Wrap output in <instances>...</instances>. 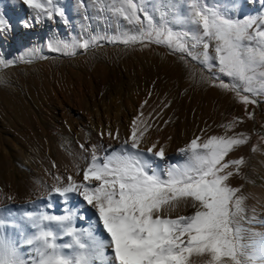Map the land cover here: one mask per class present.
<instances>
[{
    "label": "snow or ice",
    "instance_id": "obj_1",
    "mask_svg": "<svg viewBox=\"0 0 264 264\" xmlns=\"http://www.w3.org/2000/svg\"><path fill=\"white\" fill-rule=\"evenodd\" d=\"M83 2V0H81ZM101 11H110L135 27L121 37L110 38L124 44H152L168 47L228 78L217 85L234 92L239 102L255 104L253 98L264 95V16L231 18L202 0H190V12L184 19L196 31H174L161 17L158 25L146 8L147 0H93ZM35 18L65 17L55 0H23ZM67 23V19L65 18ZM31 27L29 21L22 22ZM10 23L0 14V33L10 30ZM83 40L72 44L49 43L52 51L88 49ZM187 63V60H185ZM5 63L0 60V64ZM11 64L12 61H8ZM216 79H219L218 77ZM145 101L141 105L143 109ZM167 107V105H165ZM149 113V118L152 117ZM158 115V114H157ZM251 118V113L248 114ZM141 111L133 118L129 134L108 131L113 143L79 145L85 155V167L77 165L78 181L56 174L48 190L47 208L52 195L67 203L76 193L94 209V228L77 229V211L64 215L47 211H25L20 220L35 231L27 234L16 219L6 220L0 210V264H257L264 262V240L242 243L245 231L239 223L244 218L241 187L232 186L230 178L240 173L243 157L229 158L230 153L248 141L245 133L233 135H195L178 149L181 160L161 168L156 161L166 160L165 147L159 141L144 147L153 127ZM168 122L165 121V124ZM241 121L234 118L226 126L233 129ZM105 135L101 133V137ZM56 167L55 162L52 165ZM12 199V197H8ZM192 209L190 214H176L177 209ZM9 217L15 213L9 211ZM83 218V217H81ZM19 230L22 244L5 227ZM102 230V234L98 231ZM64 236L69 241L59 243ZM28 246V252L21 251ZM251 247L252 251L247 249ZM193 257L198 258L194 260Z\"/></svg>",
    "mask_w": 264,
    "mask_h": 264
},
{
    "label": "rangeland",
    "instance_id": "obj_2",
    "mask_svg": "<svg viewBox=\"0 0 264 264\" xmlns=\"http://www.w3.org/2000/svg\"><path fill=\"white\" fill-rule=\"evenodd\" d=\"M19 1L23 3V0ZM236 2L237 0H232L227 5L225 0H202V3L218 8L231 18H243L251 14V17L259 20L264 16V0H252V4L245 3L242 11L235 8ZM55 3L65 12V17L55 16L52 19L56 32L49 38L44 35L30 43H25L14 36L10 38L11 33L21 31L18 21L12 20L9 22L10 30L5 31L9 43L7 47H0V60L5 62L0 64V174L5 187L1 189L2 195L6 196V200L10 195L6 184L10 163L17 181H20L24 169L23 158L27 156L35 161L39 157L35 149L38 148L39 141L46 138L41 132L42 129L49 139L63 145L65 149L75 148L77 137L60 130L50 121L46 102L53 97V93L61 97V91L67 90L69 86L84 91L88 80L95 81L99 86L98 94L106 98L116 97L118 92L116 83L122 85L123 90L120 92L122 100L129 92V83L145 89L151 96L155 92L153 97L158 99V105L154 115L156 119L153 118L151 121L155 128L186 127L190 137H193L199 128L200 132L205 130L207 135H228L236 127L248 122L247 132L245 131L248 136L247 143L233 151L239 154L233 159L243 156L245 163L241 166L240 173L230 178V182L233 183L232 186L241 187L243 196L251 188L264 186V95L253 97L256 100L255 104L245 105L239 102L234 92L213 86V81L217 85L221 79L228 82L227 77L215 70L203 68L190 58L181 59L180 53H173L166 46L155 43L124 44L111 40L112 37H121L127 31L119 26V21L110 11H101L100 6L94 4L93 0L87 1L88 8L84 6L85 13L82 15L90 21L80 29H76L75 13L77 15L78 12L73 11V3L66 0H55ZM189 5L190 0H158L153 12L149 13L158 25L163 15L168 21L167 26L174 31L192 33L196 30L184 19L190 12ZM22 6L28 7L25 4ZM92 7L96 10L95 14L92 13L95 16L89 10ZM29 10L34 14L31 8ZM178 15L187 22L186 27L174 21ZM40 19L49 22L47 17L42 16ZM93 38L95 42L86 50L76 48L52 51L48 47L49 43L72 44L76 41H92ZM8 61L12 63L8 64ZM143 67L147 70L159 67L163 74L159 77H150L148 80L139 71ZM217 77L219 79H216ZM64 109L81 125L85 136L88 137L89 132L81 123L75 107L64 105ZM234 118H238L241 123L231 130H226V126ZM37 119L40 122L39 126H36ZM165 121L168 123L165 124ZM35 134L38 135L37 138ZM248 146H250L248 154L242 155L239 150ZM51 154L55 157V152ZM36 168H39V164ZM57 198V195H52V201ZM38 201L41 202V199L26 202L23 206L7 203L1 206L0 210L8 214L13 208L37 211ZM79 201L82 202L81 199ZM256 207L255 209L247 207L244 218L239 221L241 227L245 229L241 236L242 243L246 245H248L246 237L253 222L250 214L258 212ZM22 227L27 231L32 229L24 222ZM4 231L8 234L7 229ZM14 238L20 244V239ZM247 251L250 252L249 248Z\"/></svg>",
    "mask_w": 264,
    "mask_h": 264
},
{
    "label": "bare ground",
    "instance_id": "obj_3",
    "mask_svg": "<svg viewBox=\"0 0 264 264\" xmlns=\"http://www.w3.org/2000/svg\"><path fill=\"white\" fill-rule=\"evenodd\" d=\"M66 1H71L73 3V11L78 12L77 15L75 13L76 29L85 27V24H88V22L90 21H88V18L82 17V15L85 13L84 6L88 8V0H83V2H81V0ZM225 1L227 5L232 2V0ZM245 3L252 4V0H237L235 8L238 11H242L244 9ZM22 4L24 3L20 2L19 0H0V14H2L8 22L17 20L19 27L21 28V31H18L15 34L11 33V35L9 36L10 38L14 36L19 38L21 41H24L25 43H30L37 41L39 37L42 38L44 35H47L49 38L53 32H56V28L55 26H53L54 21L52 19L50 20L47 18L49 22L41 19L37 20L35 18V15L29 10V8L23 7ZM157 4L158 0H147L145 6L149 12H153ZM89 10L91 11V14L96 12L94 7L90 8ZM249 16H251V14H249ZM114 17L119 21V26L124 28L128 33L135 31V27L129 24L122 17L116 15H114ZM25 20L30 22L31 27L24 26L22 22ZM174 21L182 25L183 27L187 26V22L183 20L181 15L176 16ZM71 22H73L72 19ZM192 28L195 29V26H193ZM9 37L5 32L0 33V47H7V43H9ZM139 71L141 72V74L147 77L148 80L150 79V77H159L163 74L162 69H160L159 67H155L150 70H147L143 67L140 68ZM115 87L118 92L114 99H112L110 96L106 98L104 95L98 94L97 90L99 86L93 80L87 81L84 91L83 89L75 90L71 86H69L67 90L61 91V97H58V95L52 92L53 97L46 102L48 107L49 119L53 124H55L57 128H60V130L76 136L77 144L72 150L65 149L63 145H60L53 139H49L46 135V132L42 129L41 132L46 138L40 140L37 145L38 148L35 149L39 157L37 156L38 158L35 159V161L27 156L23 158L24 169L21 173L20 181H17L16 175L13 171V167L10 163V171L7 176L8 181L6 184L8 186L7 191H9L10 194L9 197H12V199L7 198L6 200V196L4 197L2 195L1 189L4 187V184L0 174V207L7 203H13L16 205L20 204V206H23L26 202L41 199V202L38 201L39 207L37 208V211L44 210L49 214L55 215H64L69 210L77 211L78 214L75 218L76 228L82 229L89 228L90 226H93L94 228V221L97 219L95 211L91 208V206H88L83 201L82 197L78 196L76 193H70L69 200L67 203H65L62 197H60L58 194L53 193V195H57L58 198L51 201L54 207L47 208L46 206L49 203V200H47L48 190L51 188V185L54 182L53 176L56 174L65 177V179L68 175H72L78 181H82V171L79 175H77L76 167L77 165H79L80 169L82 170L83 167L86 166L83 159V156L85 154L82 153L79 147L81 143L85 144L86 146H90L92 144L107 145L108 143H113L114 145L118 146L119 142L111 141L108 138V136L106 135L108 131L116 132L118 130L120 134V140L122 141L129 134L130 125L133 118L136 117L141 111L146 118H149V113L153 114L152 117L149 118L150 121H152L155 117V110L158 105V99L153 97L155 92L151 96V94L148 91H145V89H140L137 85L129 83V92L127 94L125 93L126 97H124L125 99L122 100V94L120 93L121 90H123L122 85L116 83ZM71 100L74 102L72 103ZM145 101H147V104H144L143 109H141V105ZM64 105H73L75 107V110L81 118V123H83V125L89 132L88 137L85 136L84 130L81 125L76 120L72 119L68 111L64 109ZM39 124L40 122L37 119L36 126H39ZM247 126L248 122L245 125L236 127L228 135H233L234 133H245ZM160 129L161 128H155L154 126L152 129H150V138L148 143H146L144 147L146 148L150 146L152 142L156 141H159V144L165 147L166 160L156 161V163L161 168H163L165 164L169 162L176 163L177 161L181 160L182 157L179 155L178 149L184 147L195 135H202L200 132V128L195 135L193 134V137L189 136L186 127H164L163 129ZM102 132L105 133L103 138L101 137ZM37 137L38 135L35 134V138ZM249 147L250 146L240 149L239 152L242 155H246V153L250 149ZM54 152L55 157L51 154ZM237 154L238 153L236 152H232V154L230 153L229 158L233 159V157ZM53 162H55L56 164L55 168L52 167ZM37 164H39V168H36ZM245 197V210L247 209V207H252L255 209V206H257L256 208H258V212L255 213L256 215L254 214V212L253 214H250L252 216L253 222L251 224V227L249 228L246 241L248 245H252L254 242L256 244H259V242L264 240V186L251 188L247 192ZM79 199H81L82 202H80ZM10 211L16 214L15 217H9L7 212H3L4 218L6 220L16 219L17 222L21 223L22 225L24 221L20 220V217L23 216V213L25 211L21 208H13ZM191 211L193 210L190 208L184 209L182 207L180 209H177V213H174L173 215L185 213L190 214ZM250 215L248 214V216ZM5 229L8 230V234L13 235L14 237H18L20 239V244H22L23 240L18 235V229L8 226H6ZM25 231L27 234H32L35 230L31 229L30 231H27L25 229ZM98 234H102V230L98 231ZM69 239V237L64 236L63 239L58 242L65 243L69 241ZM249 250L251 252L252 248L249 247ZM21 251L27 254L28 246H23L21 248ZM193 259L198 260V258L195 257H193ZM257 264H264V262L258 261Z\"/></svg>",
    "mask_w": 264,
    "mask_h": 264
}]
</instances>
